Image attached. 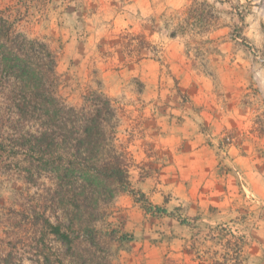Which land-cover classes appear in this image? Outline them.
<instances>
[{
    "label": "rangeland",
    "instance_id": "374dc122",
    "mask_svg": "<svg viewBox=\"0 0 264 264\" xmlns=\"http://www.w3.org/2000/svg\"><path fill=\"white\" fill-rule=\"evenodd\" d=\"M0 10L54 52L65 103L80 106L93 92L110 99L131 188L147 168L157 171L150 162L165 156L157 150L196 134L194 118H211L217 145L247 142L264 173V0H0ZM8 155L0 156V240L13 239L30 258L28 213L37 214L49 195L17 173L22 156ZM143 196L135 202L119 193L106 206L95 227L108 260L93 264H237L232 234L246 238L241 264H264V208L255 198L236 196L234 211L188 216L180 207L154 212ZM126 197L131 207H123Z\"/></svg>",
    "mask_w": 264,
    "mask_h": 264
},
{
    "label": "trees",
    "instance_id": "16d2710c",
    "mask_svg": "<svg viewBox=\"0 0 264 264\" xmlns=\"http://www.w3.org/2000/svg\"><path fill=\"white\" fill-rule=\"evenodd\" d=\"M59 82L54 52L44 41L19 32L0 10V156H22L17 173L49 195L37 214L28 213L32 227L24 248L30 258L18 254L13 239L0 240V264H24L25 258L32 264L108 260L95 224L119 193L135 202L144 197L130 187L129 152L118 144L117 111L110 99L93 92L74 107L58 96ZM48 209L54 223L46 216ZM232 235V261L241 264L246 238Z\"/></svg>",
    "mask_w": 264,
    "mask_h": 264
},
{
    "label": "crops",
    "instance_id": "0c3cea01",
    "mask_svg": "<svg viewBox=\"0 0 264 264\" xmlns=\"http://www.w3.org/2000/svg\"><path fill=\"white\" fill-rule=\"evenodd\" d=\"M193 121L196 134L184 133L181 139L185 142L157 150L159 157L165 155L164 160L150 162L157 171L147 168L148 173L135 180L132 188L168 213L175 207L184 209L188 216H206L209 208L234 211L236 196L243 197L244 203L253 197L264 208V173L259 169L256 151L245 141L226 147L217 145L221 133L213 129L211 118ZM206 138H210L211 145L205 144ZM257 163L259 167L253 170ZM156 179L160 182L154 183ZM123 201V207H131L130 198Z\"/></svg>",
    "mask_w": 264,
    "mask_h": 264
}]
</instances>
